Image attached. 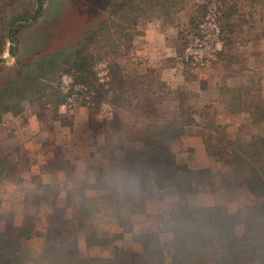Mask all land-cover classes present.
I'll return each mask as SVG.
<instances>
[{
    "label": "rangeland",
    "instance_id": "1",
    "mask_svg": "<svg viewBox=\"0 0 264 264\" xmlns=\"http://www.w3.org/2000/svg\"><path fill=\"white\" fill-rule=\"evenodd\" d=\"M113 1L44 0L36 19L17 22L16 25L20 28L11 42L8 37L10 20L17 15H31L37 3L36 0H2L0 2V85L10 79H17V82L21 83L25 80L48 77L57 68L56 65L61 64L65 55L97 28ZM231 5H235L237 13L232 20H228L225 13ZM149 12V16L144 17V20L149 22L147 25H152L147 27L155 26L156 29L166 33L167 45L173 47L168 51L176 56L177 62L174 65L178 63L186 72L193 74L187 79L190 82L187 84L190 86L185 84L184 89L177 90L161 82L160 72L167 64L163 61L164 58H159L158 52L153 53L156 41L153 42L155 44L151 43L152 49L149 48L146 54L137 53V44L141 42L145 29H148L144 28L146 26L137 28L136 33L139 34L134 37L133 43L129 42V46L127 45L129 34H127L125 39L120 41L119 46L108 49L105 60L96 62L93 70L97 73L99 80H93V85H87L91 91L88 101L80 104L72 101L65 103L86 107L88 122L84 128L72 118L74 114L71 112L72 109L65 114L64 118L65 125L70 124L75 133L73 141L75 140L77 145L76 151L67 156L57 152L55 157L45 164L47 169L62 167L61 174L57 176L63 179L65 184L49 183L47 185L39 181L37 186L32 188L26 186L25 188L29 190L25 192L24 202L13 207L8 213L5 211L6 215L5 213L3 215L4 211L0 212V225L3 232L9 236L18 233L22 235L30 264H50L59 261L60 254L53 248L46 235L51 226L52 228L60 227L64 222L71 223L77 230V244L74 248L76 255L112 257L121 248L140 250L139 233L153 229L160 231L166 263L171 262L173 237L170 232L165 231L163 219L176 198L167 191L143 189L135 176L127 174L124 168V153L119 150V145L126 146L131 143L129 142L132 141L131 139L136 138L132 135L134 128L130 126V123L126 124L123 115L120 131L116 129L115 124H111L119 109L99 98L98 91L103 82L121 79L124 75L130 78L124 81L125 87L133 89L137 81H149L156 95L158 93L162 96L169 90L174 92L173 97H177L175 101L164 102L167 104H163L166 106L165 109L161 107L163 111L157 106L159 112L167 116L172 115L177 110V103H181L185 111H189V107H192L206 119L203 122L204 136L209 154L216 164L208 177H203L204 180L199 187L230 188L231 186L227 185L243 181L250 166L264 165V153L260 159L253 160L254 164H251V160L245 163L243 159L231 155V148L227 143L229 140L235 145H241L248 140L247 135L251 134V129L254 128L247 123L239 125V122L219 125L215 117L221 118L227 107H224L223 111L221 106H213L206 102L199 108H195L199 102L197 98L199 94L194 90V86L200 83L198 78L205 77L209 73L212 62H206L208 57L206 53L208 54V51L214 47H221L222 37L229 42L232 41L228 49L235 54L228 57L229 61L238 63L237 60H240L238 51L242 48L239 49L236 42L245 43L248 37L255 35L256 32L253 30L256 27L259 28L255 19L263 17L264 0H159V4L154 5ZM191 17L194 18V24H191ZM229 21L240 23L239 26H241H235L233 34H230L225 26ZM202 59L204 64L198 66ZM236 69L238 68L232 67V70L236 71ZM20 70L25 75L18 78ZM63 75L69 74L63 73L57 78L58 80L56 79L59 88ZM193 80L196 82H192ZM233 81L234 79L231 83ZM201 82L202 85H206L205 80ZM236 85L244 87L240 82ZM244 88L245 103L251 105L247 108L258 106L264 109V98H261V88L257 86L255 79ZM131 95L136 105L138 95L134 91ZM55 101L56 97L47 96L42 101L34 100L35 104L32 105L37 110L40 103L46 105L51 103L52 106ZM26 105L27 108L31 107L29 103ZM62 109L68 110L66 107ZM136 110L140 111L139 106ZM47 113L54 115L55 109L51 108V111ZM224 119L227 120L230 117L226 116ZM253 123L255 125L256 121ZM48 125L51 126V123L47 121L45 129ZM227 134L231 135L232 139ZM83 141L86 142L82 143ZM81 143L87 149L85 154L79 152L78 147ZM133 143L140 145V142ZM261 147L264 152V144ZM97 152L99 153L96 154ZM74 159L77 161L75 162ZM7 175L12 180H16L15 170L10 169ZM65 185L68 186V190ZM14 189V186L7 189L4 184L0 186V193L10 194ZM65 192H68L66 197ZM85 195L88 196V201L84 200ZM249 196L250 199L236 211L230 210V207L217 206L212 207V213L214 216H221L236 212L240 214L239 228L247 227L246 224L241 223L248 220V211L243 209L253 204L256 199L252 193ZM119 199L127 201V209L131 217V224L124 227L118 226L112 217V209ZM88 205L90 211H94L91 208L94 207L98 209V212L87 217L81 216L80 209ZM17 215L22 217L21 226L16 224ZM240 233H242L241 230Z\"/></svg>",
    "mask_w": 264,
    "mask_h": 264
},
{
    "label": "trees",
    "instance_id": "2",
    "mask_svg": "<svg viewBox=\"0 0 264 264\" xmlns=\"http://www.w3.org/2000/svg\"><path fill=\"white\" fill-rule=\"evenodd\" d=\"M43 2L44 0H36L37 4L31 15H17L10 20L8 37L11 42L20 28L16 25L17 22L36 19ZM156 4H159V0H114L97 28L65 55L60 65H56L58 70L54 69L45 78H34L21 83L17 79H10L1 84L0 120L5 113L21 114L28 102L42 101L47 96H54L55 103L63 104L67 95L61 92L56 83V79L63 73H68L75 82L93 85V80H99L93 70L96 62L105 60L108 49L119 46L127 34V45L131 41L133 43L134 37L139 34L136 33L137 28H147L149 22L144 17L149 16V11ZM236 13L235 5H231L227 8L225 17L232 20ZM191 24H194L193 17ZM239 25L240 23L229 21L225 26L231 33ZM10 50L12 51V47ZM22 73L21 70L18 71L17 77H23L25 74ZM129 79L123 75L121 79L101 83L98 96L119 109L111 123L116 125L118 131L122 129V115L126 124L130 123L134 128L132 135L136 138L131 139V143L126 146L119 145V150L124 153L127 174L135 176L143 189L167 191L176 198L163 219L165 231L170 232L173 237L170 264H248L253 261L264 264V165L256 166L253 162L264 153L261 147L264 144L263 138L252 136L241 145L227 141L232 156L243 159L245 163L251 160V164H254L248 168L242 182L227 185L235 187L244 184L256 198L253 204L243 209L248 211V220L241 223L247 227L240 229V214L236 212L214 216L211 206H189L187 195L195 191L196 183H200L203 177H208L210 171L180 167L175 163L173 153L164 149L163 143L179 138L186 126L197 125L193 118L195 109L189 107V111H185L181 103H177V110L167 116L159 112L158 108L165 109L163 104L167 103L164 102L176 100L177 97L172 96L175 95L173 91L168 90L162 96L158 93L156 95L151 83L144 80L137 81V85L129 89L124 84ZM133 91L138 95L136 105L131 95ZM225 92L229 110L239 112L246 106L243 105L242 89H228ZM138 106L140 111L136 110ZM133 142H140V145ZM5 166V159L0 158V179ZM84 198L88 201V196L85 195ZM126 202L119 199L112 209V217L120 227L131 224ZM88 207L89 205L80 209L81 216L87 217L98 212L97 208L91 207L94 211H90ZM46 238L60 254L59 261L50 264H167L159 230L139 233L140 250L121 248L112 257L76 255L74 248L77 244V230L68 222L62 223L60 227L51 226ZM27 254L22 235L18 233L9 236L0 231V264H30Z\"/></svg>",
    "mask_w": 264,
    "mask_h": 264
},
{
    "label": "crops",
    "instance_id": "3",
    "mask_svg": "<svg viewBox=\"0 0 264 264\" xmlns=\"http://www.w3.org/2000/svg\"><path fill=\"white\" fill-rule=\"evenodd\" d=\"M255 22L259 26V28L256 27L253 30V32H256L255 35L248 37L245 43L236 42L238 48H242L241 51H238V57H240V60H237L238 63L229 61L228 57L235 54L234 51L231 52L228 49L232 41L229 42L222 37L221 47H214L208 51V54L206 53L208 55L206 62H212L208 75L199 77V85L194 86V90L199 94L197 95L199 102L197 105L194 104L195 108H199L206 104V102L213 106H221L223 111L227 107L224 113H222L221 118L220 116L215 117V121L217 120L219 125L227 124L228 122H239V125L249 124L254 129H251V134L247 135L246 139L252 136L264 138V109L258 106L247 108L251 105L245 103L244 94H242L243 105L246 104V106L239 112H232L229 110L228 97L225 91L236 88L243 91L245 85L255 79L257 86L259 85L261 88V98H264V14L262 18L255 19ZM165 34L164 31L156 29L155 26L145 29L144 34L141 36V42L137 44L136 51L138 54H146L145 52L149 48L152 49L151 43L156 41L157 44L154 47L153 53L158 52L159 58H164L165 60L163 61L167 64L165 68L161 69L159 79L161 82L169 85L170 88L184 89L185 84L190 83L189 80L187 81L188 77L193 76V74L186 72L184 67L179 66L178 63L179 67L174 65L177 62L176 56L174 53L168 51L172 50L173 47L167 45L168 39ZM204 59H202V62L198 66L204 64ZM241 63L247 65L244 66ZM232 67H237L238 69L234 71ZM232 79L234 81L231 83ZM201 80H205L206 85H202ZM192 82L196 81L193 80ZM237 82H240L244 87L241 88L239 85H236ZM187 86L189 87L190 85L187 84ZM28 103L31 107L27 108L26 105L21 114L13 115L5 113L0 120V158H4L6 163L0 179V186L5 184L7 189L11 186L15 187L14 190H11L10 194L7 192L0 193V212L4 211L3 215L5 211L8 213L13 207L24 202L25 192L29 190L25 188L26 186L32 188L37 186L39 181L47 185L49 183L65 184V181L59 179L57 176L61 174L63 168L59 166L58 168L47 169L45 164L55 157L57 152H61L62 155L67 156L76 151L77 145H75V140L73 141L75 133L72 131L70 124L66 126L64 123L65 114L70 109H72L71 112H74L72 118L75 119L79 126L84 128L88 122L85 106L62 105L58 103H54V106H51V103L50 105L40 103V107L36 110L33 106L35 104L34 101ZM62 107H66L68 110H63ZM51 108L55 109L54 115L47 113L51 111ZM195 111L193 118L197 125L186 126L185 132L179 138L165 142L163 146L164 149L173 153L175 163L180 167L213 171L216 163L209 154L203 130V122L206 119L196 109ZM226 116L230 117V119L225 120L224 117ZM47 121L51 123V126L48 125L45 129ZM255 121L256 123L253 125ZM230 123L228 124L229 127ZM228 130L227 132H229ZM227 136L229 138L232 137L228 134ZM85 142L83 141L82 143ZM82 143L78 149L80 150V154H85L87 149H85ZM74 161L76 162L77 160L74 159ZM10 169L15 170V174L17 175L16 180H12L7 175ZM204 178L201 179L200 183H196L195 191L189 193L186 197L187 203L191 207L211 206L216 208L217 206H226L230 207V210L236 211L237 208L242 207L250 199L249 195H251V192L244 184L230 188L218 186L217 188L204 189L199 187ZM65 188L68 190V186ZM67 193H64L65 197L68 195ZM16 219V224L21 226L22 217L17 215ZM0 231L3 232L1 225ZM248 264H258V262L253 261Z\"/></svg>",
    "mask_w": 264,
    "mask_h": 264
},
{
    "label": "built area",
    "instance_id": "4",
    "mask_svg": "<svg viewBox=\"0 0 264 264\" xmlns=\"http://www.w3.org/2000/svg\"><path fill=\"white\" fill-rule=\"evenodd\" d=\"M60 88L64 94L67 95V98L63 104L68 101H72L74 103L78 102L83 103L87 102L90 98V89L85 84H78L76 83L72 76L70 75H63L60 79Z\"/></svg>",
    "mask_w": 264,
    "mask_h": 264
}]
</instances>
